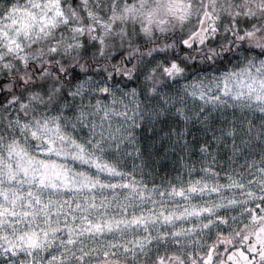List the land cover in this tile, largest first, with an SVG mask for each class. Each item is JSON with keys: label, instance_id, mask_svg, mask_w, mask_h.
I'll use <instances>...</instances> for the list:
<instances>
[{"label": "snow or ice", "instance_id": "obj_1", "mask_svg": "<svg viewBox=\"0 0 264 264\" xmlns=\"http://www.w3.org/2000/svg\"><path fill=\"white\" fill-rule=\"evenodd\" d=\"M0 264H264V0H0Z\"/></svg>", "mask_w": 264, "mask_h": 264}]
</instances>
